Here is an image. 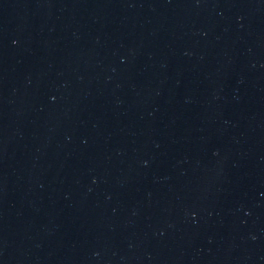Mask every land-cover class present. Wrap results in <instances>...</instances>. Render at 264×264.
Instances as JSON below:
<instances>
[{
    "label": "water",
    "instance_id": "1",
    "mask_svg": "<svg viewBox=\"0 0 264 264\" xmlns=\"http://www.w3.org/2000/svg\"><path fill=\"white\" fill-rule=\"evenodd\" d=\"M0 264H264V0H0Z\"/></svg>",
    "mask_w": 264,
    "mask_h": 264
}]
</instances>
